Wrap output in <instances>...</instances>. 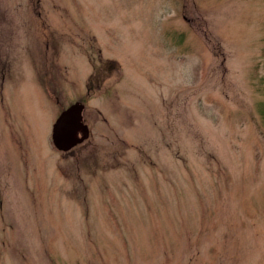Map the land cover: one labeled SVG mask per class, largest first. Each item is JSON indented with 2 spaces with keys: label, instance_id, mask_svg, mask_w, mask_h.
I'll return each instance as SVG.
<instances>
[{
  "label": "rangeland",
  "instance_id": "374dc122",
  "mask_svg": "<svg viewBox=\"0 0 264 264\" xmlns=\"http://www.w3.org/2000/svg\"><path fill=\"white\" fill-rule=\"evenodd\" d=\"M0 264H264V0H0Z\"/></svg>",
  "mask_w": 264,
  "mask_h": 264
},
{
  "label": "water",
  "instance_id": "95a60500",
  "mask_svg": "<svg viewBox=\"0 0 264 264\" xmlns=\"http://www.w3.org/2000/svg\"><path fill=\"white\" fill-rule=\"evenodd\" d=\"M82 112L83 106L77 103L60 114L52 127V142L57 150L69 151L87 138L88 130L83 124ZM79 132L83 135L80 139L76 137Z\"/></svg>",
  "mask_w": 264,
  "mask_h": 264
},
{
  "label": "flooded vegetation",
  "instance_id": "af4514ba",
  "mask_svg": "<svg viewBox=\"0 0 264 264\" xmlns=\"http://www.w3.org/2000/svg\"><path fill=\"white\" fill-rule=\"evenodd\" d=\"M80 133V132H79Z\"/></svg>",
  "mask_w": 264,
  "mask_h": 264
}]
</instances>
